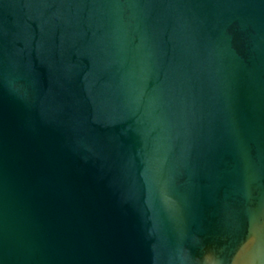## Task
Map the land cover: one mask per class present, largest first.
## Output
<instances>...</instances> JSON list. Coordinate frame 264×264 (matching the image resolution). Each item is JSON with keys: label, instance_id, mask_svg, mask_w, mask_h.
I'll return each instance as SVG.
<instances>
[{"label": "water", "instance_id": "obj_1", "mask_svg": "<svg viewBox=\"0 0 264 264\" xmlns=\"http://www.w3.org/2000/svg\"><path fill=\"white\" fill-rule=\"evenodd\" d=\"M0 264H264V0H0Z\"/></svg>", "mask_w": 264, "mask_h": 264}]
</instances>
